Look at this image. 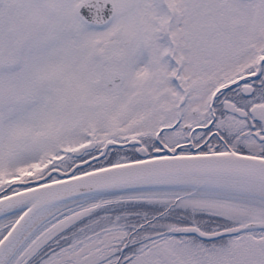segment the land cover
Here are the masks:
<instances>
[{"label": "snow or ice", "instance_id": "snow-or-ice-1", "mask_svg": "<svg viewBox=\"0 0 264 264\" xmlns=\"http://www.w3.org/2000/svg\"><path fill=\"white\" fill-rule=\"evenodd\" d=\"M0 264H264V0H0Z\"/></svg>", "mask_w": 264, "mask_h": 264}]
</instances>
